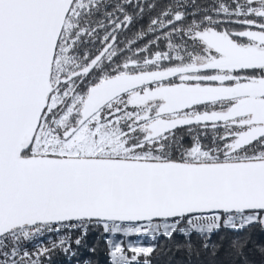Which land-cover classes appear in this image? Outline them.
<instances>
[{
  "label": "snow or ice",
  "instance_id": "snow-or-ice-1",
  "mask_svg": "<svg viewBox=\"0 0 264 264\" xmlns=\"http://www.w3.org/2000/svg\"><path fill=\"white\" fill-rule=\"evenodd\" d=\"M156 7L0 0V264L95 254L93 230L110 264H150L177 233V251L217 264L221 229L264 232V0H171L121 48ZM52 231L51 247H25ZM249 245L264 264L251 231L229 241V264H256Z\"/></svg>",
  "mask_w": 264,
  "mask_h": 264
},
{
  "label": "trees",
  "instance_id": "trees-1",
  "mask_svg": "<svg viewBox=\"0 0 264 264\" xmlns=\"http://www.w3.org/2000/svg\"><path fill=\"white\" fill-rule=\"evenodd\" d=\"M251 231V237L253 242H259L264 240V232H261L258 228L249 230ZM249 231L234 232L227 229H221L218 233L211 237V241L222 244L219 254L215 260L217 264H229L228 257L226 256V249L228 248L229 241L233 237H247ZM76 235L75 232L72 233ZM122 234H117L116 239H120ZM57 236H46L43 240L33 243L29 246V251L35 252L40 247H51L53 241L57 240ZM192 243L196 249L200 248V237L197 235L192 236ZM155 243L158 246V250L151 256L150 264H209V257L206 254H201L199 258L193 255L188 257L186 250L177 251L176 245L186 243L184 236L179 233L175 234L172 240H167L163 236L159 237ZM88 247H95V254H91L86 248H80L74 250L77 252L75 257H67L59 251H53L50 257H45L42 260V264H78V261L82 262L85 259H91L94 264H110V260L107 256V246L103 238L102 233L99 230H93L88 237ZM252 245H249V249L246 250L249 253V259L261 264L260 257L251 250ZM143 258H141L142 264Z\"/></svg>",
  "mask_w": 264,
  "mask_h": 264
},
{
  "label": "flooded vegetation",
  "instance_id": "flooded-vegetation-1",
  "mask_svg": "<svg viewBox=\"0 0 264 264\" xmlns=\"http://www.w3.org/2000/svg\"><path fill=\"white\" fill-rule=\"evenodd\" d=\"M144 3H155L157 7L153 10L145 9V13L142 17H138L134 20V22L124 31L120 32L118 35V40L120 41L119 46L123 48L125 46V43L129 39H133L135 37V34L141 30H147L148 24L150 22V19L157 16L161 9L164 7L165 4L171 2V0H143ZM189 3H191V0H189ZM213 3V0H196V4L200 6H207ZM129 12L137 11L135 8H129ZM191 11V9H189ZM103 33H101L102 35ZM159 33H157L158 35ZM154 39L153 34H149L146 37H144L141 40H138L137 43L133 46V48L143 47L145 44L148 43L149 40ZM166 41H161L159 44V48L157 49L155 46L151 48V52H155L157 50L159 51H165ZM96 47L99 48L100 45L97 42ZM95 54V52L93 53ZM127 54V53H126ZM204 143L207 144L209 141L206 139L204 140ZM191 139L189 137H185L184 139V145L190 146Z\"/></svg>",
  "mask_w": 264,
  "mask_h": 264
},
{
  "label": "rangeland",
  "instance_id": "rangeland-1",
  "mask_svg": "<svg viewBox=\"0 0 264 264\" xmlns=\"http://www.w3.org/2000/svg\"><path fill=\"white\" fill-rule=\"evenodd\" d=\"M120 240H123L125 243L131 241L134 244H140L143 246H149L153 242L150 235H132L130 237H121Z\"/></svg>",
  "mask_w": 264,
  "mask_h": 264
},
{
  "label": "built area",
  "instance_id": "built-area-1",
  "mask_svg": "<svg viewBox=\"0 0 264 264\" xmlns=\"http://www.w3.org/2000/svg\"><path fill=\"white\" fill-rule=\"evenodd\" d=\"M63 233H59V232H56V231H52V232H45L43 234H40L36 237H33L30 241H25V247L29 250V246L32 245L33 243H37L41 240H43L46 236H50V235H53V236H57L59 238L60 235H62ZM57 238V240H58Z\"/></svg>",
  "mask_w": 264,
  "mask_h": 264
}]
</instances>
